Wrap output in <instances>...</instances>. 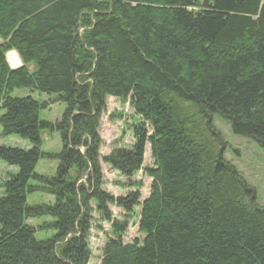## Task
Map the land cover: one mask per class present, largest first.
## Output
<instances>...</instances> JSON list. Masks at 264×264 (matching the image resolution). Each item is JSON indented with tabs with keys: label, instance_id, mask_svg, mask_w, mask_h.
Listing matches in <instances>:
<instances>
[{
	"label": "trees",
	"instance_id": "16d2710c",
	"mask_svg": "<svg viewBox=\"0 0 264 264\" xmlns=\"http://www.w3.org/2000/svg\"><path fill=\"white\" fill-rule=\"evenodd\" d=\"M11 51L23 67L10 68ZM34 94L65 106L59 122L41 120L49 104ZM108 97L129 100L142 122L134 145L103 162L153 180L143 203L102 190ZM216 116L264 150V0H0V135L32 147L0 146L18 170L1 184L0 264H88L92 201L113 231L100 264H264V207L226 160ZM51 131L57 155L42 150ZM43 159L58 161L53 177L36 172ZM38 192L54 201L28 205ZM110 206L141 207L142 242L124 243L128 224Z\"/></svg>",
	"mask_w": 264,
	"mask_h": 264
},
{
	"label": "rangeland",
	"instance_id": "374dc122",
	"mask_svg": "<svg viewBox=\"0 0 264 264\" xmlns=\"http://www.w3.org/2000/svg\"><path fill=\"white\" fill-rule=\"evenodd\" d=\"M9 55H12V57L9 58ZM9 55L7 63L10 67H14L17 62H20L14 53H10ZM16 93L20 96L27 95L25 92ZM38 95L41 94H34L36 98L39 97L41 102L49 104L46 110L41 111V120L52 124L59 122L63 116L65 106L58 103L53 96ZM140 121L141 119L135 114L129 100L123 102L119 99L108 97L105 100V109L100 116L98 133L101 138L100 165L103 174L102 190L116 198L139 192L141 195L140 203H143L151 194L153 180L147 177L143 171L134 175L133 178L127 179L103 162V158L108 156L113 150L117 148L130 149L134 145L135 139L132 127L136 126ZM214 122L230 146L225 154L226 160L234 165L241 176L256 190L258 204L264 207V150L260 149L253 141L247 138L235 136L231 132L230 126L218 116L215 117ZM0 146L24 150L32 148L27 141L13 136L4 138L1 135ZM42 150L47 154H59L62 151L60 135L55 131L45 133ZM153 164L151 148L147 144L143 168H151ZM57 165V160L43 159L39 162L36 172L47 177H53L56 174ZM17 171L16 168L9 167L0 161V195L2 193L1 184L3 180L9 174L16 173ZM134 183H140L142 186H134ZM53 201L54 198L52 196L41 192L31 194L28 197V205L30 206L50 204ZM91 207L93 208V220L88 236V245L91 252L88 264H100L103 248L106 242L113 237V231L111 225L105 222L96 211L94 201L91 202ZM110 210L114 219L128 224L127 231L123 237L124 243L142 242L144 236L139 232L141 207L135 208L134 212L130 215L116 206H110ZM47 221H49L48 218H41L31 220L29 223L34 227H38ZM52 235H54V232H40L37 238L44 240Z\"/></svg>",
	"mask_w": 264,
	"mask_h": 264
},
{
	"label": "crops",
	"instance_id": "0c3cea01",
	"mask_svg": "<svg viewBox=\"0 0 264 264\" xmlns=\"http://www.w3.org/2000/svg\"><path fill=\"white\" fill-rule=\"evenodd\" d=\"M10 53H14V54L18 57V59H19V61H20V62H17V64H16L14 67L11 66L10 68L13 69V70H15V69H19V68L23 67V63H22V61H21L19 55H18L17 52H15V51H11V52H9V53L7 54V56H6V59H7L8 55H9ZM30 68H31V69H34L33 66H31Z\"/></svg>",
	"mask_w": 264,
	"mask_h": 264
}]
</instances>
